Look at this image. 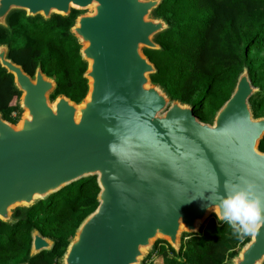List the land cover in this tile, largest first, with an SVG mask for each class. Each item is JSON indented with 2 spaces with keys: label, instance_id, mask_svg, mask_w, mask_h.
I'll use <instances>...</instances> for the list:
<instances>
[{
  "label": "water",
  "instance_id": "water-1",
  "mask_svg": "<svg viewBox=\"0 0 264 264\" xmlns=\"http://www.w3.org/2000/svg\"><path fill=\"white\" fill-rule=\"evenodd\" d=\"M161 2L0 0L6 30L14 11L44 21L78 12L69 33L86 64L80 103L64 94L51 101L54 79L39 65L30 76L0 44V67L12 75L23 112L16 124L0 112V221L13 223L16 208L82 178L95 177L99 189L97 207L60 264H143L164 240L177 252L183 232L197 234L217 211L215 197L226 183H250L264 201V116L255 118L249 102L258 89L243 67L229 98L204 123L192 105L152 83L157 69L144 50H160L155 37L169 27L153 15ZM30 237L29 257L53 248L36 229ZM232 263H264V222Z\"/></svg>",
  "mask_w": 264,
  "mask_h": 264
},
{
  "label": "trees",
  "instance_id": "trees-1",
  "mask_svg": "<svg viewBox=\"0 0 264 264\" xmlns=\"http://www.w3.org/2000/svg\"><path fill=\"white\" fill-rule=\"evenodd\" d=\"M77 14L44 21L14 11L8 17L10 30L0 28L8 58L30 76L39 65L54 79L51 101L64 94L80 103L87 92L82 77L86 64L69 33ZM153 15L169 27L155 37L160 50H144L157 69L152 83L172 99L192 105L199 121L211 123L245 67L258 89L249 99L253 116H264V0H162ZM19 95L12 75L0 67V112L12 124L21 113L12 103ZM258 148L264 152V137ZM98 191L95 177L82 178L29 208H16L13 223L0 221V264H60L77 227L97 207ZM33 229L50 239L53 248L29 257ZM249 238H238L212 216L197 234H183L177 252L164 241L156 242L143 264H231ZM155 256L160 258L157 263Z\"/></svg>",
  "mask_w": 264,
  "mask_h": 264
},
{
  "label": "clouds",
  "instance_id": "clouds-1",
  "mask_svg": "<svg viewBox=\"0 0 264 264\" xmlns=\"http://www.w3.org/2000/svg\"><path fill=\"white\" fill-rule=\"evenodd\" d=\"M215 204L217 221L227 224L238 238L255 231L256 225L264 222V201L250 183H226L224 192L216 194Z\"/></svg>",
  "mask_w": 264,
  "mask_h": 264
},
{
  "label": "rangeland",
  "instance_id": "rangeland-1",
  "mask_svg": "<svg viewBox=\"0 0 264 264\" xmlns=\"http://www.w3.org/2000/svg\"><path fill=\"white\" fill-rule=\"evenodd\" d=\"M83 12H85V11H83ZM12 103L15 104V103H17V101H16V102L13 101ZM22 116H23V112L19 114V118H21ZM18 120H19V119H18ZM17 123H18V122H17ZM212 216H214V217L216 218L215 213H210L209 216L205 219V221H206V220H209ZM205 221H204V222H205ZM204 222H203V223H204ZM203 223H202V225H203ZM202 225H201V226H202ZM183 234H186V233L183 232ZM183 234H182V236H183ZM248 235L250 236L251 233H249ZM159 240H160V239H159ZM164 241H165V240H164ZM158 242H159V241H158ZM149 252H150V250H149ZM149 252L147 251L146 255L149 254ZM153 260L157 263V262L160 261V258H158L157 256H155V257L153 258ZM145 261H146V259H145ZM146 262L148 263V260H147ZM230 263H231V262H230ZM232 264H233V263H232ZM263 264H264V263H263Z\"/></svg>",
  "mask_w": 264,
  "mask_h": 264
}]
</instances>
